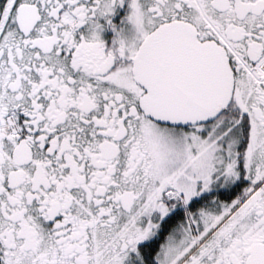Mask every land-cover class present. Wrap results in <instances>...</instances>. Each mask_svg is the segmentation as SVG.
I'll list each match as a JSON object with an SVG mask.
<instances>
[{
	"label": "snow or ice",
	"instance_id": "6c2138e0",
	"mask_svg": "<svg viewBox=\"0 0 264 264\" xmlns=\"http://www.w3.org/2000/svg\"><path fill=\"white\" fill-rule=\"evenodd\" d=\"M0 264H264V0H0Z\"/></svg>",
	"mask_w": 264,
	"mask_h": 264
}]
</instances>
